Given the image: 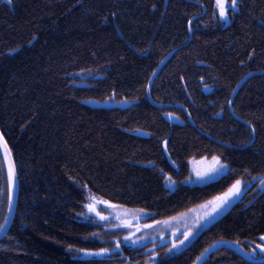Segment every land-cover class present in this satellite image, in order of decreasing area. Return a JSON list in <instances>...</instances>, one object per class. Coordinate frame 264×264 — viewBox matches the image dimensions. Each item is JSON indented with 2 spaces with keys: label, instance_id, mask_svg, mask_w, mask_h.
Listing matches in <instances>:
<instances>
[{
  "label": "trees",
  "instance_id": "trees-1",
  "mask_svg": "<svg viewBox=\"0 0 264 264\" xmlns=\"http://www.w3.org/2000/svg\"><path fill=\"white\" fill-rule=\"evenodd\" d=\"M238 4L225 22L216 0H0V130L19 179L0 264H145L152 244L115 250L117 233L83 217L89 192L154 222L255 179L182 251H154V264H194L221 242L200 264H252L264 236V0ZM213 157L232 171L187 182L192 159ZM6 189L0 154V224ZM101 248L109 256L78 251Z\"/></svg>",
  "mask_w": 264,
  "mask_h": 264
},
{
  "label": "rangeland",
  "instance_id": "rangeland-1",
  "mask_svg": "<svg viewBox=\"0 0 264 264\" xmlns=\"http://www.w3.org/2000/svg\"><path fill=\"white\" fill-rule=\"evenodd\" d=\"M223 3L225 5V9L228 10L231 1L223 0ZM216 8L219 14V8L217 7V4ZM217 167L218 166L216 165V162L214 160H192L190 173L191 177L187 180V182L205 183L206 181L219 176L223 172L211 171V169ZM197 172L203 173L205 175H203L202 177H198L196 175ZM241 181L242 184L240 194L230 197L228 202L222 208H220L211 217H208L207 219H201L199 223H196L197 218L204 217L206 212L211 211V207L216 203L214 198L223 196L235 182L231 184L228 189H226L223 193L218 194L208 199L207 201L198 204V206L194 208L190 207L189 209L179 212L169 218L154 222H147V217L149 216V214L147 212H144L142 209L129 208L123 205H118L89 192L86 204L95 202L96 211L100 212L102 216L108 217V220H99V217H97L95 213L89 212L86 207L83 217L85 219H95L103 225V230H112L116 232L117 237H114V242L116 244L117 239H119L121 241L120 246L122 244H127L129 246L138 247L147 244H152V247L149 248V252H151V254L147 257L145 264H154L158 258L157 253H155L154 251L158 248V246L168 244V252L171 254L182 251L197 237V235H199L204 229L211 225L213 221H215L223 212H225L230 207V205L236 202L241 197L245 189L249 187L255 181V179L253 181ZM174 184L175 182L173 181L172 185ZM260 186L261 188H264V184L260 183ZM92 197H95V201L91 199ZM101 201H108L109 203L104 204L101 203ZM111 205H115V207H112ZM117 217H119V219H117ZM125 221L127 222V225L125 224ZM114 225H120V227H115ZM145 225H151V227H144ZM137 228H139L140 230L136 231ZM189 229H191L192 235L187 240H185L183 244H179V241L184 239L183 233H185ZM131 233H134V238H139L140 242L138 244H132L131 241L124 240V237ZM173 233H175V235H173ZM173 242H176L178 246L173 248ZM261 244H264V240H262L260 237V242L253 245L252 249H256V253H254L253 255H257L260 252V248L258 247V245ZM119 248H116L115 250H118ZM110 253L97 256H90L83 253L82 257L101 258L107 257Z\"/></svg>",
  "mask_w": 264,
  "mask_h": 264
},
{
  "label": "snow or ice",
  "instance_id": "snow-or-ice-1",
  "mask_svg": "<svg viewBox=\"0 0 264 264\" xmlns=\"http://www.w3.org/2000/svg\"><path fill=\"white\" fill-rule=\"evenodd\" d=\"M7 2L9 4H11L12 0H7ZM216 4H217V7L219 8L218 18L220 20L225 21V22L229 19L228 11L230 10L232 12V14L234 15L236 12V9L239 7L238 0H231V4H230L228 10L225 9V5L223 3V0H216ZM189 24H191V21H189ZM9 51L14 52L15 49H11ZM229 103H231V101H229ZM217 115H219V113H217ZM252 130H253V132L255 131L254 128ZM2 139H3V137L0 136V140H2ZM213 160L216 162V165L218 167L211 169V171H214V172H222L224 170H227L229 172L232 171L228 167L227 164H223L220 162L219 157H213ZM173 163H175V162H173ZM196 175L198 177H202L205 174L197 172ZM16 180H17V174H16L15 166L13 163L9 162L8 172H7V189H6V198H7V205H8L9 211H11L12 205H13V196H14V189L16 186ZM169 180H171L170 177H169ZM261 183L264 184V180H261ZM241 184H242L241 180H236L235 183L228 189V191L223 196L215 197L214 200L216 201V203L211 207V211L206 212L204 217L197 218L196 223H199L201 219H207L208 217H211L214 213H216L220 208H222L228 202L230 197L239 195L241 192ZM91 199L93 201H95V197H92ZM101 203L108 204L109 202L108 201H101ZM111 206L115 207V205H111ZM85 207L88 209L89 212L95 213V215L97 217H99V220H101V221H107L108 220V217L102 216L100 214V212L96 211V203L95 202L88 203L85 205ZM117 219H119V217H117ZM7 222H8V217L6 216L5 217V223L0 224V231L4 230L5 224ZM125 224L127 225L126 221H125ZM114 226L120 227V225H114ZM144 227L150 228L151 225H145ZM139 230H140L139 228L136 229V231H139ZM92 235H95V233H93ZM173 235H175V233H173ZM191 235H192L191 229L187 230L185 233H183L184 239L180 240L179 244H183L185 242V240H187ZM261 239L264 240V236H262ZM124 240L125 241H131L132 244H138L140 242L139 238H134V233H131V234L125 236ZM120 243H121V241L119 239H117L115 247L119 248ZM177 246L178 245L176 244V242H173V248H175ZM68 247H69V249H72L74 246L68 245ZM258 247L260 248V252L257 255H253L254 253H256V249H253L252 252L246 253V255L252 261V264H264V244L258 245ZM110 251H111L110 249H106V248H101V249H99V251H92V250H88V249H79V252H82V253H84L86 255H90V256L105 255V254L110 253ZM205 251H207V249ZM201 255L203 256V253Z\"/></svg>",
  "mask_w": 264,
  "mask_h": 264
},
{
  "label": "water",
  "instance_id": "water-1",
  "mask_svg": "<svg viewBox=\"0 0 264 264\" xmlns=\"http://www.w3.org/2000/svg\"><path fill=\"white\" fill-rule=\"evenodd\" d=\"M171 54V53H170ZM170 54L167 55L162 62L159 64V66L156 68V70L153 72L150 81H149V85H148V96L149 98H151V87L153 84L154 79L156 78L158 72L160 71V69L162 68V66L167 62V60L170 57ZM255 72L249 73L246 76H244L242 78V80H240V82L237 84V86L234 89V93L233 96L235 94H237V92L239 91V89L242 87V85L244 84V82L247 80L248 77H250L252 74H254ZM91 104L93 106H108L110 105V103L108 102H104V103H98L96 101H92ZM128 103H122L120 104V106H127ZM0 136L3 137L2 140H0V154L3 160V164H4V168H5V172H6V176H7V172H8V166H9V162L13 163L15 166V170H16V174H17V180H16V186L14 189V196H13V205H12V209L11 211H9V208L7 209V213L6 216L8 217V222L5 224V228L4 230L0 231V241L2 240V238L8 233L9 229L11 228V225L14 221V217L17 211V204H18V199H19V179H18V173H17V167H16V163L11 151L10 146L8 145L2 131L0 130ZM165 152H167L166 146H165ZM5 216V217H6ZM5 223V219L3 221L2 224ZM221 242H217L215 244H213L210 248H215L217 247ZM241 250V249H240ZM242 251V250H241ZM209 253V249L207 251H205L203 253V256H201L194 264H200L203 259L208 255Z\"/></svg>",
  "mask_w": 264,
  "mask_h": 264
},
{
  "label": "bare ground",
  "instance_id": "bare-ground-1",
  "mask_svg": "<svg viewBox=\"0 0 264 264\" xmlns=\"http://www.w3.org/2000/svg\"><path fill=\"white\" fill-rule=\"evenodd\" d=\"M161 62H162V61H161ZM158 66H159V65H158ZM162 67H163V66H162ZM155 70H156V69H155ZM160 70H161V69H160ZM158 73H159V72H158ZM250 73H252V72H250ZM255 73H256V72H255ZM157 75H158V74H157ZM241 80H242V79H241ZM239 82H240V81H239ZM233 93H234V91H233ZM233 93H232V96H231V101H232V99H234V97H235V95H236V94H235V95L233 96ZM122 103H124V102H122ZM122 103H119V105L122 104ZM125 103H128V102H125ZM128 104H129V103H128ZM166 154H167L168 158H170V156H169V154H168V151L166 152ZM192 160H200V159H192ZM192 160H191V161H192ZM191 161H190V165H191ZM172 164H173V163H172ZM190 168H191V167H190ZM190 177H191V174H190V176L188 177V179H189ZM217 177H219V176H217ZM217 177H215V178H217ZM215 178H213V179H215ZM188 179H187V180H188ZM213 179H210V180H208V181H211V180H213ZM208 181H206V182H208ZM206 182H205V183H206ZM196 206H198V204L192 206L191 208H194V207H196ZM142 210H143L144 212H146V210H144V209H142ZM197 236H198V235H197ZM208 249H209V253H211L215 248H210V247H209ZM208 249H207V250H208ZM98 250H99V249H97V250H92V251H98ZM78 251H79V250H78ZM209 253H208V254H209ZM80 254L83 255L82 252H80ZM108 256H109V255H108ZM101 258H103V257H101Z\"/></svg>",
  "mask_w": 264,
  "mask_h": 264
}]
</instances>
